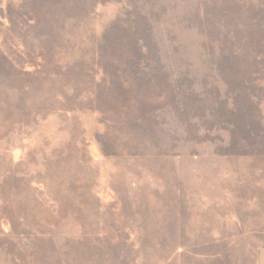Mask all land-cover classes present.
<instances>
[{"label":"rangeland","instance_id":"374dc122","mask_svg":"<svg viewBox=\"0 0 264 264\" xmlns=\"http://www.w3.org/2000/svg\"><path fill=\"white\" fill-rule=\"evenodd\" d=\"M0 264H264V0H0Z\"/></svg>","mask_w":264,"mask_h":264}]
</instances>
